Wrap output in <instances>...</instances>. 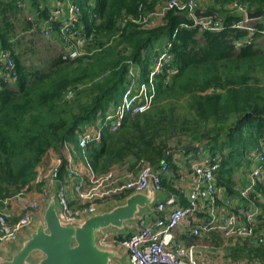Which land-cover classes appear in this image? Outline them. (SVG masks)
Here are the masks:
<instances>
[{
  "label": "trees",
  "instance_id": "16d2710c",
  "mask_svg": "<svg viewBox=\"0 0 264 264\" xmlns=\"http://www.w3.org/2000/svg\"><path fill=\"white\" fill-rule=\"evenodd\" d=\"M164 1L78 0V24L88 39L85 53L68 61L57 56L43 68H31L23 62L13 20L20 10L14 0H0V52L11 53L18 73L12 85L0 79V208L16 207V198L26 193L34 192L35 199L41 190L35 177L46 166L47 154L64 141L75 143L80 125L118 104L127 62L136 63L146 75L155 47L166 40L171 41L176 72L167 84L157 79L147 111L125 117L119 129L85 149L93 171H131L141 161L157 166L167 155L168 168L176 174L182 168L172 153L194 158L201 152L218 157L215 182L225 197L237 196L249 182L255 151L264 153V46L257 42L264 43V23L256 24L253 43L237 46L247 30L235 27L242 16L230 6L264 10V0H205L218 15L214 19L221 23L219 30L190 28L192 20L177 9L147 26L125 19L152 13ZM30 9L48 16L47 0H31ZM191 145L197 147L184 153ZM163 187L167 196L181 197L166 178ZM251 197L264 210V178ZM211 239L221 246L218 234L212 233ZM229 246L232 260L264 264V244L243 240Z\"/></svg>",
  "mask_w": 264,
  "mask_h": 264
},
{
  "label": "built area",
  "instance_id": "2783aa9c",
  "mask_svg": "<svg viewBox=\"0 0 264 264\" xmlns=\"http://www.w3.org/2000/svg\"><path fill=\"white\" fill-rule=\"evenodd\" d=\"M89 1L94 3L95 0ZM14 2L19 10L31 12L28 10L31 0ZM56 2L45 18L40 17V12L34 13L32 9L29 18L31 28L40 31L43 37L59 46L58 56L62 60H75L85 53L88 43L78 24L81 7L74 0ZM205 2L166 0L152 13L137 19L131 16L125 19L147 26L149 20L162 18L168 10L177 9L184 11L192 20L190 28L219 30L220 21L211 17L195 18L196 9L209 11ZM230 8L242 16L235 27L247 30L245 38L237 40L236 45H250L254 42L256 24L262 18L248 19L249 11L241 4L231 5ZM125 19L121 22L124 23ZM56 22L58 29L55 28ZM170 49L171 41L166 40L157 49L146 75L136 63L128 61L121 101L109 106L92 122L80 125L75 131V143L64 141L56 151H50L54 153L50 163L37 170L34 183L41 184V190L34 200L22 203L18 196L16 207L0 208L1 249H4L7 243L17 242L19 237L33 226L35 217L42 214L52 190L56 191L60 217L64 222L71 223L86 215L97 213L106 205L129 194L143 192L149 185L161 194L152 206L150 214L140 217L132 224L128 235L121 236L112 231H103L97 237L99 247L124 251L128 258L127 264H211L201 260L196 254L194 243L185 245L179 242L178 235H188L194 240L205 238L209 243L213 242V249L217 250L243 240L257 245L264 244V210L251 197L257 181L264 178V153L255 151L254 163L249 171V182L240 189L236 197H225L223 189L215 182V172L219 168L218 157H208L201 152L198 154L199 158L181 155L173 157L174 162L180 166H190V169L187 168V174L192 187L182 189L180 198L176 194L167 196L163 192V180L169 170L167 161H161L157 166L141 161L131 171L113 168L101 175L93 171L85 149L91 144L100 143L106 132L119 129L125 117L141 114L151 107L157 79L161 78L164 84H167L170 76L176 72ZM17 76L13 56L9 51H1L0 79L12 85ZM71 96L72 93H68L67 98ZM7 202L8 200H5L4 204ZM15 213H18L17 218ZM212 233L220 236L221 246H216L212 241ZM226 264L258 263L228 259Z\"/></svg>",
  "mask_w": 264,
  "mask_h": 264
},
{
  "label": "water",
  "instance_id": "95a60500",
  "mask_svg": "<svg viewBox=\"0 0 264 264\" xmlns=\"http://www.w3.org/2000/svg\"><path fill=\"white\" fill-rule=\"evenodd\" d=\"M197 19L218 15L209 10L196 9ZM264 17V10L249 11L247 18ZM197 146L184 148V153ZM164 155L162 161H167ZM161 194L149 185L145 191L122 198L112 208L84 216L81 220L66 223L60 217L56 191L49 194L42 214L35 217L33 226L19 237L20 245L4 254L0 250V264H122L125 256L117 249H103L97 245V237L110 227L116 233L131 232L130 226L144 215L150 214L152 206ZM98 234V235H97Z\"/></svg>",
  "mask_w": 264,
  "mask_h": 264
},
{
  "label": "rangeland",
  "instance_id": "374dc122",
  "mask_svg": "<svg viewBox=\"0 0 264 264\" xmlns=\"http://www.w3.org/2000/svg\"><path fill=\"white\" fill-rule=\"evenodd\" d=\"M200 6L202 7V4H200ZM31 14H32V11L25 12L24 10L23 11L20 10V13L16 15L15 17H13V20L16 26L17 38L20 39L19 49H20V52H22L23 62L25 63L26 66L31 67V68L32 67L43 68L45 67L46 62L58 56L60 48L59 46H57V44L52 43L51 40H48L45 37H43L40 31L34 28L25 29L26 22H30L29 18L31 17ZM261 40L262 39H259V41L257 40V42H259L261 46H264V43ZM174 155L180 156L181 152L177 151V152L172 153L171 154L172 159ZM194 158H199V156H196ZM45 161H48L47 157L45 158ZM43 164L45 165V162H43ZM22 197L27 200L32 199L31 194L29 193L24 194ZM121 200L122 199H118L114 201L113 203L106 205L103 208V210L112 208L116 203H118ZM57 207L59 208L58 202H57ZM108 230L115 231V232L117 231V229L112 228V227H110ZM122 233H125V231ZM235 241H237V239H235ZM20 242L21 241L18 240L17 242H14V243L5 244L4 249H1V252L4 254H8L9 251L18 247L20 245ZM196 242L202 245L206 244L209 247H211V244L208 242H205L204 240H202V238L196 240ZM231 250H233L231 246H227L226 248L221 249V250L213 249V252H214L213 257H212L213 263L211 264H226L228 262V257H230L229 259H232V256L230 255ZM215 252H219V253H215ZM204 259H205L204 257H201V260L205 261L206 259L205 260ZM238 260L247 261L246 258H242V257H240ZM207 262L209 263V261Z\"/></svg>",
  "mask_w": 264,
  "mask_h": 264
},
{
  "label": "crops",
  "instance_id": "0c3cea01",
  "mask_svg": "<svg viewBox=\"0 0 264 264\" xmlns=\"http://www.w3.org/2000/svg\"><path fill=\"white\" fill-rule=\"evenodd\" d=\"M75 3H77L79 5V2L78 0H74ZM57 4L56 0H47V6H48V10H50V8H52L53 6H55ZM28 10L32 11V9L28 8ZM156 20V19H155ZM155 20H153V22H155ZM261 22H264V17L262 18V20H260ZM58 40V38H56ZM165 42V41H164ZM164 42H161L160 45L156 46L155 47V50L158 49ZM122 98V96H121ZM52 153V155H51ZM54 156V153L53 152H49L47 154V164L46 166L48 165L49 160L51 161L52 157ZM181 156L184 157L185 155L183 153H181ZM44 166V167H46ZM188 165H184L183 167L181 166L182 170L180 172H177L176 174H172L170 172V170H168V173L165 175L164 179L166 178V184L171 185V187H174L175 190H179L181 191L182 189H189L192 187V182L189 180V175L187 174V171H188ZM42 168V167H41ZM169 169V168H168ZM249 176V174H248ZM31 193V192H30ZM29 193V194H30ZM36 194H34V192L31 193V197H34ZM23 196V195H22ZM22 196H20V201L23 203V202H26L27 199H24ZM229 197H236V195H232V196H229ZM113 233H116L115 231H112ZM130 233V231L128 230L127 232L123 233V234H120V233H116V234H119L121 236H125V235H128ZM177 240L185 245H188V244H191V243H194L195 245V251H196V254L200 257H204L205 261H209V263H213V242H211V247H209L208 245L206 244H199L196 242V240L198 239H193L192 237L188 236V235H178L177 236ZM202 240H204L205 242H208L205 238H202ZM209 243V242H208ZM1 250V248H0ZM119 251L122 252V254L125 256V259H124V262L122 264H127L128 263V258H127V255L125 254L124 251H122L121 249H117ZM217 250V249H216ZM215 253H219V252H215ZM221 253V252H220ZM212 258V259H211ZM230 257H228L229 259Z\"/></svg>",
  "mask_w": 264,
  "mask_h": 264
}]
</instances>
